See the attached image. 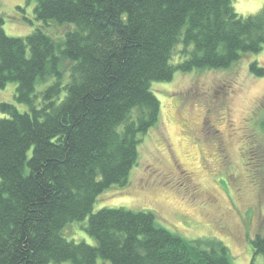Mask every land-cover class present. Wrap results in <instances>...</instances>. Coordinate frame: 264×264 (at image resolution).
<instances>
[{"label":"trees","instance_id":"1","mask_svg":"<svg viewBox=\"0 0 264 264\" xmlns=\"http://www.w3.org/2000/svg\"><path fill=\"white\" fill-rule=\"evenodd\" d=\"M235 2L38 0L45 26L26 38L9 37L0 20V89L16 83L29 108L0 105V264H232L223 242L187 241L150 211L93 210L127 186L143 137L161 125L153 83L264 50V9L245 18ZM56 25L67 31L57 40L46 32ZM249 69L264 77L258 62ZM87 218L96 245L64 237ZM252 243L255 264L264 238Z\"/></svg>","mask_w":264,"mask_h":264},{"label":"rangeland","instance_id":"2","mask_svg":"<svg viewBox=\"0 0 264 264\" xmlns=\"http://www.w3.org/2000/svg\"><path fill=\"white\" fill-rule=\"evenodd\" d=\"M37 4L0 0V20L9 37L26 38L45 26L36 19ZM235 9L247 18L264 9V0H236ZM46 32L57 40L67 31L56 25ZM252 62L264 67V50L229 69L177 72L171 82L153 83L162 106L161 125L143 137L127 186L100 195L93 213L105 208L150 211L160 226L185 240L223 242L232 264H251L252 241L264 238V77L251 74ZM45 86L38 84L37 91ZM16 94V83L0 89V105L28 112ZM6 117L0 109V119ZM88 221L70 223L64 237L96 245L86 231ZM97 264L111 263L99 259ZM255 264H264V256H257Z\"/></svg>","mask_w":264,"mask_h":264}]
</instances>
